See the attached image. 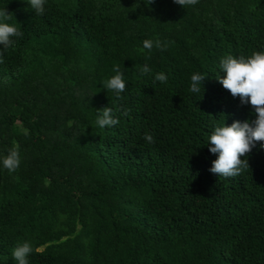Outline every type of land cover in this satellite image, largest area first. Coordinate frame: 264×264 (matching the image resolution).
<instances>
[{
    "label": "trees",
    "instance_id": "1",
    "mask_svg": "<svg viewBox=\"0 0 264 264\" xmlns=\"http://www.w3.org/2000/svg\"><path fill=\"white\" fill-rule=\"evenodd\" d=\"M3 8L24 35L0 63V161L20 155L13 173L0 162V264H16L24 242L29 264H264V142L227 179L209 171L207 144L216 126L255 118L217 77L225 55L264 51V0ZM146 39L166 47L149 53ZM114 65L121 98L103 84ZM159 72L167 83L154 82ZM197 72L206 77L192 93ZM104 107L118 125L96 124Z\"/></svg>",
    "mask_w": 264,
    "mask_h": 264
},
{
    "label": "clouds",
    "instance_id": "2",
    "mask_svg": "<svg viewBox=\"0 0 264 264\" xmlns=\"http://www.w3.org/2000/svg\"><path fill=\"white\" fill-rule=\"evenodd\" d=\"M153 2L154 0H148V4ZM173 2L182 8H187L198 4L199 0H173ZM27 3L36 15L45 14L46 0H27ZM12 18L13 14L6 8L0 9V45L3 46L0 48V63L3 62L4 51L16 43L15 38H21L24 35L21 27L7 22ZM153 47L164 50L166 46L159 39L143 41V49L148 50L149 53ZM219 68L224 75L217 77L218 82L224 89L230 91L234 98L239 97L243 104H251L255 116L250 122L234 121L230 126L224 122L216 126L208 136L209 152L217 157L212 161L209 171L227 179L237 177L249 170L250 165L246 154L250 155L258 142H264V51H253L248 56L241 55L238 58L231 54L225 55L220 60ZM140 71L143 75L150 73L151 69L145 64ZM113 72L115 75L103 82L104 88L115 93L117 98H121V93L127 90V83L119 65L113 66ZM205 77L198 72L191 75L190 91L192 93L202 91V82ZM167 80L168 77L164 72L157 73L154 78V82L160 83H167ZM97 112L96 124L100 128L112 127L120 123V120L114 117L111 107H104ZM121 115L128 116L129 110H122ZM143 138L150 144L155 143L151 133L146 132ZM260 147L264 148V143H260ZM0 162L9 173L15 172L20 166L18 149L8 150ZM32 253V245L24 242L17 245L11 255L16 264H29L28 257Z\"/></svg>",
    "mask_w": 264,
    "mask_h": 264
}]
</instances>
